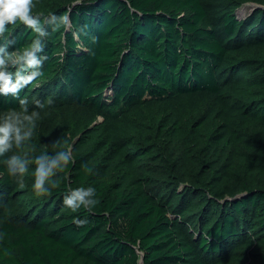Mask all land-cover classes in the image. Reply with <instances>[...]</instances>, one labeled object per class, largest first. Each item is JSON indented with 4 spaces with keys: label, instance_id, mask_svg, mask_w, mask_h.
<instances>
[{
    "label": "trees",
    "instance_id": "16d2710c",
    "mask_svg": "<svg viewBox=\"0 0 264 264\" xmlns=\"http://www.w3.org/2000/svg\"><path fill=\"white\" fill-rule=\"evenodd\" d=\"M34 2L87 25L80 41L49 27L43 76L19 94L45 104L35 154L60 141L75 163L36 198L34 165L20 189L0 157V264H264V0ZM9 32L12 48L35 36ZM80 186L92 212L62 205Z\"/></svg>",
    "mask_w": 264,
    "mask_h": 264
},
{
    "label": "clouds",
    "instance_id": "9594fccd",
    "mask_svg": "<svg viewBox=\"0 0 264 264\" xmlns=\"http://www.w3.org/2000/svg\"><path fill=\"white\" fill-rule=\"evenodd\" d=\"M35 6L34 0H0V41H3L0 43V96H12L19 104V111L10 110L0 117V157H6L7 174L15 178L20 189L28 186L26 176L29 166L34 165L31 189L36 198H43L51 196L53 190L60 188L61 178L58 174L66 172L69 165L75 163L73 148L56 141L51 154L45 148L36 155L37 148L32 140L40 112L35 109H43L45 104L36 100L35 108L30 111L28 99L21 98L19 94L43 76L42 68L48 57L42 53L46 46L45 40L50 35L49 27L52 33L61 29L72 31L77 41H80L81 35L87 36L88 31L87 25L73 30L70 10L59 16L54 13L34 15ZM17 24L31 30L35 36L30 43L12 48L15 41L8 38L11 35L9 26ZM92 39L95 42V37ZM47 103L50 104L51 100ZM82 170L88 174L93 172L87 164L82 165ZM99 203L97 191L92 186L70 188L62 200L63 207L71 213H78L81 208L92 212ZM72 223L83 227L88 220L74 216ZM5 255L9 253L6 251Z\"/></svg>",
    "mask_w": 264,
    "mask_h": 264
},
{
    "label": "rangeland",
    "instance_id": "374dc122",
    "mask_svg": "<svg viewBox=\"0 0 264 264\" xmlns=\"http://www.w3.org/2000/svg\"><path fill=\"white\" fill-rule=\"evenodd\" d=\"M252 7H253V6H252L251 4L243 5L242 7H240V8L238 9L237 13H238V15H239L240 17H242V16L246 15V14L252 9ZM36 100H40V99H37V98H36V99H33L32 102L35 103ZM49 100H51V103H50V104L47 103ZM40 101H41V100H40ZM54 101H55V99L50 98V99H48V100L46 101V104L51 105V104L54 103ZM4 114H6V113H1V112H0V117H2Z\"/></svg>",
    "mask_w": 264,
    "mask_h": 264
}]
</instances>
